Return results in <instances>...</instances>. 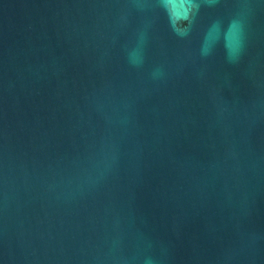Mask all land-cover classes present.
Segmentation results:
<instances>
[{"label": "water", "instance_id": "water-1", "mask_svg": "<svg viewBox=\"0 0 264 264\" xmlns=\"http://www.w3.org/2000/svg\"><path fill=\"white\" fill-rule=\"evenodd\" d=\"M198 2L0 0V264H264V0Z\"/></svg>", "mask_w": 264, "mask_h": 264}, {"label": "clouds", "instance_id": "clouds-1", "mask_svg": "<svg viewBox=\"0 0 264 264\" xmlns=\"http://www.w3.org/2000/svg\"><path fill=\"white\" fill-rule=\"evenodd\" d=\"M183 7L186 9V14L182 16H175L169 6L168 11L174 29L178 26H183V30L177 31V34L181 37H186L191 32L192 25L200 10V4L198 0H183ZM174 16L175 19H173ZM243 42L244 22L241 18L233 17L229 20L227 27L224 26L223 21L217 19L212 22L204 33L201 41V55L207 57L212 53L217 44L222 43L226 58L229 62H236L243 49ZM147 264H152L151 260L147 261Z\"/></svg>", "mask_w": 264, "mask_h": 264}]
</instances>
